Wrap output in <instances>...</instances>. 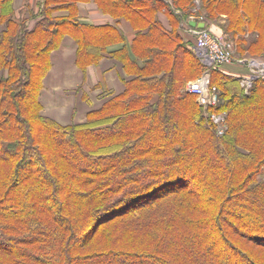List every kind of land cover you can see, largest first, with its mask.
Segmentation results:
<instances>
[{
	"label": "trees",
	"instance_id": "obj_1",
	"mask_svg": "<svg viewBox=\"0 0 264 264\" xmlns=\"http://www.w3.org/2000/svg\"><path fill=\"white\" fill-rule=\"evenodd\" d=\"M201 1L199 16L258 32L242 51L264 52V0ZM172 2L155 5L172 30L141 13L149 33L119 55L134 75L124 93L63 126L39 99L50 54L70 29L81 57L102 46L49 7L31 29L0 0V264H264V80L245 94L214 68L224 101L205 117L185 90L205 68L177 30L195 0ZM221 112L219 138L211 115Z\"/></svg>",
	"mask_w": 264,
	"mask_h": 264
},
{
	"label": "crops",
	"instance_id": "obj_2",
	"mask_svg": "<svg viewBox=\"0 0 264 264\" xmlns=\"http://www.w3.org/2000/svg\"><path fill=\"white\" fill-rule=\"evenodd\" d=\"M124 2L132 3L133 7H127ZM158 3L173 6L162 0H12L9 12L13 19L26 21L29 28H34L44 16L45 8L49 7L52 19L75 20L87 28L84 34L89 33L93 44L102 46L99 54L94 49V55L88 51L86 57H81L76 41L78 32L71 29L64 32L59 47L50 54V67L43 79L39 96L42 114L63 126L80 124L87 121L89 113L123 94L126 82L134 75L127 72L119 55L125 47L133 44L139 33L150 31L148 21L141 17V13L148 12L151 20L159 22L167 30L174 28L169 12L164 7H156ZM175 12L183 14L180 10ZM191 16L184 18L177 27L186 42L194 39L184 26ZM196 17L194 21L203 22L198 15ZM220 18L228 24L227 16ZM6 27V23L0 22V32ZM217 30L223 32L220 28ZM250 33L254 38L258 37L257 31ZM92 34L96 37L101 35V39L93 41L95 36ZM224 70L237 77L248 73L245 67L238 65L226 66Z\"/></svg>",
	"mask_w": 264,
	"mask_h": 264
},
{
	"label": "built area",
	"instance_id": "obj_3",
	"mask_svg": "<svg viewBox=\"0 0 264 264\" xmlns=\"http://www.w3.org/2000/svg\"><path fill=\"white\" fill-rule=\"evenodd\" d=\"M162 1L173 4L172 0ZM189 19L194 21L197 17L192 15ZM189 21H186L184 26L195 39V52L205 69L201 76L188 82L186 91L196 95L198 103L203 108L204 116L207 117L210 116L209 109L217 107L221 103L219 88L211 84L212 70L214 68L225 69L229 65L245 67L248 73L239 79L243 89L248 93L255 81L264 80V60L238 57L236 44L233 40L223 35H217L207 27L204 29L194 28ZM211 118L215 124L216 132L219 135H224L228 130L227 113H213Z\"/></svg>",
	"mask_w": 264,
	"mask_h": 264
},
{
	"label": "rangeland",
	"instance_id": "obj_4",
	"mask_svg": "<svg viewBox=\"0 0 264 264\" xmlns=\"http://www.w3.org/2000/svg\"><path fill=\"white\" fill-rule=\"evenodd\" d=\"M173 1V0H172ZM195 6L193 7V14L194 16H197L198 15V12L201 10V5H202V1L200 2V0H195ZM202 15H198L202 20L201 21H204L205 23L208 24V28L215 34L217 35H223L225 37H227L228 39H231L235 42L236 44V49H237V56L238 57H241V58H257V59H262L264 60V52H259V51H256L258 53H251L250 51H242L240 49V46H244L245 43L241 40V39H244L246 42H251L253 39H254V34L250 33V31H244V32H236L234 33L233 31V28L228 30L226 29L227 27V24H225L223 21H221V18L220 17H215V18H209L207 17V13L205 11H202ZM223 31H219L217 29L219 28ZM191 44H192V47L194 48L195 47V39H192L191 41ZM240 45V46H239ZM195 50V48H194ZM239 66V65H238ZM196 79V78H194ZM192 79V80H194ZM190 80V81H192ZM188 84V83H187ZM187 86V85H186ZM242 86V85H241ZM243 88V87H242ZM185 90H186V87H185ZM244 90V89H243ZM252 90V89H251ZM250 90V91H251ZM244 93L245 94H249L250 92L246 93L245 90H244ZM224 101V99H222V96H221V103ZM227 124H228V129H229V123H228V113H227ZM216 131V130H215ZM228 131V130H227ZM227 131L225 132V134L227 133ZM216 135L219 137V138H222L225 136L224 135H219V133L215 132ZM199 173L200 172H197L196 170H192L189 175L191 177V179L194 181L195 184H199ZM259 181L260 180H264V177H261L258 179ZM221 246H218V248H220ZM263 253V252H262Z\"/></svg>",
	"mask_w": 264,
	"mask_h": 264
},
{
	"label": "water",
	"instance_id": "obj_5",
	"mask_svg": "<svg viewBox=\"0 0 264 264\" xmlns=\"http://www.w3.org/2000/svg\"><path fill=\"white\" fill-rule=\"evenodd\" d=\"M190 25L193 26L194 28H195V27H198L199 29H204V28H206V24H205V22L197 23L196 21H191V22H190Z\"/></svg>",
	"mask_w": 264,
	"mask_h": 264
}]
</instances>
